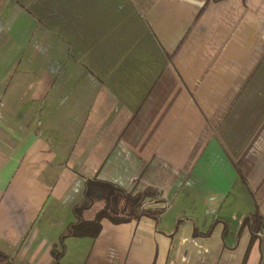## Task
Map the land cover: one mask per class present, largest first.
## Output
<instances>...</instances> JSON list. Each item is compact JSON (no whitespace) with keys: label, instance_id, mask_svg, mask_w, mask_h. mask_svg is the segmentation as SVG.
<instances>
[{"label":"crops","instance_id":"obj_1","mask_svg":"<svg viewBox=\"0 0 264 264\" xmlns=\"http://www.w3.org/2000/svg\"><path fill=\"white\" fill-rule=\"evenodd\" d=\"M87 179L163 210L60 264H264V0H0V250L51 264Z\"/></svg>","mask_w":264,"mask_h":264},{"label":"trees","instance_id":"obj_2","mask_svg":"<svg viewBox=\"0 0 264 264\" xmlns=\"http://www.w3.org/2000/svg\"><path fill=\"white\" fill-rule=\"evenodd\" d=\"M120 193L124 198L125 204L113 206V201L116 204L118 202V195L114 193ZM154 193L152 188H145L139 191L127 192L124 189L116 186L115 184L99 179H87L84 185V194L88 198L89 204L93 203L96 199H102L101 197H109L107 202L100 208L93 218L85 219L81 216L83 206H76L73 209L75 220L70 222L58 237V247L52 249L54 261L51 264H60V258L64 252L63 239L69 235H90L95 236L100 229V219L102 216H108L107 209H115L119 213L118 217H111L114 220H122L126 218H136L140 215H149L157 217V215L163 210V207L151 208L145 205V200L149 194ZM113 206V207H111ZM125 212L123 216L122 213ZM242 223L248 225L251 232L259 230L262 223V216L257 208L251 213L247 214ZM0 264H16L10 255L0 250Z\"/></svg>","mask_w":264,"mask_h":264},{"label":"rangeland","instance_id":"obj_3","mask_svg":"<svg viewBox=\"0 0 264 264\" xmlns=\"http://www.w3.org/2000/svg\"><path fill=\"white\" fill-rule=\"evenodd\" d=\"M115 195H118V197H117V198H118V202L115 204L114 201H113V206L120 204V202H122V205H124V204H125V200H124V198L120 195V193L115 192L114 195H112V197L115 196ZM154 196H155L154 193H152V194H149L147 198L150 199V200H152V198H154ZM101 198H102V199H96V200L94 201L96 207H98L97 204L100 205V207H98V209L102 208L103 205L107 202V199H110L111 196H109V197H101ZM113 206H111V207H113ZM107 212H108V216H111V217H118L117 215L119 214V213H117V212L115 211V209H112V208H108V209H107ZM122 215L124 216V215H125V212H123ZM87 241H88V240H87ZM81 246H82V244H81ZM83 247H85V245H83L82 248H83Z\"/></svg>","mask_w":264,"mask_h":264}]
</instances>
